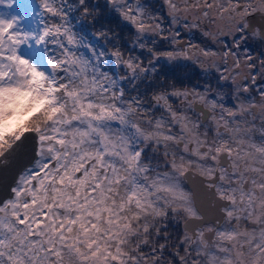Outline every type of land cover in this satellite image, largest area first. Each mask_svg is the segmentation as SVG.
Listing matches in <instances>:
<instances>
[{"label": "snow or ice", "instance_id": "6c2138e0", "mask_svg": "<svg viewBox=\"0 0 264 264\" xmlns=\"http://www.w3.org/2000/svg\"><path fill=\"white\" fill-rule=\"evenodd\" d=\"M0 264H264V0H0Z\"/></svg>", "mask_w": 264, "mask_h": 264}, {"label": "water", "instance_id": "95a60500", "mask_svg": "<svg viewBox=\"0 0 264 264\" xmlns=\"http://www.w3.org/2000/svg\"><path fill=\"white\" fill-rule=\"evenodd\" d=\"M187 185L190 187L191 191L194 193L197 203L201 204L204 197H203V194L197 190L196 183L193 181H189Z\"/></svg>", "mask_w": 264, "mask_h": 264}, {"label": "flooded vegetation", "instance_id": "af4514ba", "mask_svg": "<svg viewBox=\"0 0 264 264\" xmlns=\"http://www.w3.org/2000/svg\"><path fill=\"white\" fill-rule=\"evenodd\" d=\"M147 2L152 3V4H157L159 3V0H147ZM197 77L193 74L190 79L186 80L185 83L187 84H193L196 83ZM178 86H183V85H178ZM187 187L190 189V187L187 185Z\"/></svg>", "mask_w": 264, "mask_h": 264}, {"label": "trees", "instance_id": "16d2710c", "mask_svg": "<svg viewBox=\"0 0 264 264\" xmlns=\"http://www.w3.org/2000/svg\"><path fill=\"white\" fill-rule=\"evenodd\" d=\"M117 31H119V29H117Z\"/></svg>", "mask_w": 264, "mask_h": 264}]
</instances>
